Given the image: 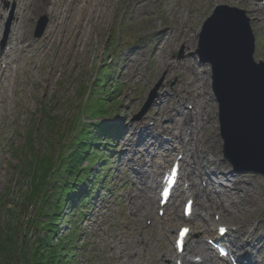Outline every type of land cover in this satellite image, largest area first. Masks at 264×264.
I'll return each mask as SVG.
<instances>
[{
	"label": "rangeland",
	"instance_id": "rangeland-1",
	"mask_svg": "<svg viewBox=\"0 0 264 264\" xmlns=\"http://www.w3.org/2000/svg\"><path fill=\"white\" fill-rule=\"evenodd\" d=\"M67 1L69 2V0ZM181 1L184 3L185 10H188L192 4L195 8H202L207 2V0H196L195 3L192 0ZM0 2L5 16L3 20L0 19L1 25L6 28V24L13 14V26L16 13L15 5L8 0H0ZM114 2L107 15H102V17L97 14L94 15V20H90L89 27L87 30H83L80 36L75 34V27L73 28L71 23L69 26L67 24L69 14H62L61 33L51 46L46 39L48 26L41 38L37 39L35 37L39 19L43 16H48L49 19V14H47V11L41 10L40 7L31 9L29 21H26L29 32H26L25 37L27 40H35V43L38 44L36 50L30 53V61L34 64H31L29 68H24L22 64H18L17 74H14L12 70L9 71L10 75H13L11 85L5 90L2 87L0 88V235L2 236L0 239L3 243L8 238L7 232L10 225H14L15 222L17 228L15 229L14 226L13 232L17 240H21L25 231V218L31 212L27 213V209H25V185H28L25 178V170L28 168L27 161L29 159L36 160L37 155L44 156L46 150L50 151L51 154L47 158L51 159L53 157L52 160H56L61 151V141H69L70 136L65 130L72 125L73 119L81 120L85 125L95 123L87 115L88 108L85 107L86 110L84 111L89 89L93 86L94 91L99 89L104 92V90H111L112 87L121 84L122 89L118 94L119 105L110 107V115L98 120L103 125H117L123 130L122 139H124L118 143H116L117 140L115 141L117 146L112 150V158L109 161L111 169L104 175V185L108 186L109 189L103 188L101 185V190L94 193L89 207L87 205L84 208L85 212L81 219L80 216L76 218L72 212L74 205L69 204L68 208H65L61 213L59 224V233L63 236L77 231L78 240L74 253V264H115L117 262L116 258L104 246L105 237L112 233L118 234L124 224L127 225L128 222L133 221L130 219L127 195L133 190V183L130 178L134 177V172L129 169V157L125 153L128 149L125 147L126 137H130V134H128L129 125L144 120L149 125L154 122L161 124L162 121L161 125L163 127H167V125L175 127L176 123L169 124L168 116L171 114L173 119H180L181 117L177 114V111H170L167 106L166 112L159 114V98L167 96L165 91H169L170 95L175 92L173 89L176 88L174 86L178 78L179 80L183 79L184 82L186 80L190 82L191 79H189L188 74L186 75V70L177 67V63L189 57L196 63L199 72L205 73L204 71H208L209 77L208 75L202 77L198 84L201 90L206 93L211 91L209 67L198 62L197 57L194 56L198 44L195 34L199 32L201 21H204L214 7L218 5L227 4L245 10L237 2L216 1L214 5L205 10L197 26H188L189 24L179 26V15H176L174 19L169 11L175 0H162L159 5H157L156 0H153L150 5L143 8L144 11L139 13L134 12L132 9H124V6L127 5L125 2H130V0H121L122 3L120 5L118 3L117 7H115ZM120 6L122 8H119ZM96 18H101V23H97ZM103 18H105V23L102 20ZM251 24L257 39L256 59L264 61V26H257L254 19ZM80 26L77 27L82 29ZM180 27L184 31L190 30V36L186 40L189 43L191 42L192 45L186 49L183 46L176 45L178 40L170 39L168 45L175 47L176 50L168 49L165 58L174 63L175 66L164 68L161 63L162 60L156 52V46L161 35L156 34L155 30L159 28L174 30ZM4 32L5 30L0 34V48L2 51L6 49V44L3 45ZM139 46H143L146 52L145 60L138 64L139 67L129 66V56ZM108 66L112 69L111 75L106 79L108 83L105 82L107 85L103 84L99 88L94 84L95 78L98 74H103L104 68ZM136 68H138V71ZM159 72L161 73L159 74ZM169 73L170 76L166 77ZM167 79L170 80L169 84ZM156 88H158L157 98L152 102L144 117L137 120L136 117L146 106L150 94ZM98 96L96 94L94 100L99 98ZM171 99L176 102L179 100V96H174ZM188 105L186 102L185 109L187 110ZM210 110L215 117L214 130L217 131L216 136L221 148L223 140L219 128H216V125L219 126V124L218 106L215 100H212ZM126 128L128 129L126 130ZM161 130L162 128L159 129V132ZM174 133H177V129L174 130ZM41 137L45 138L43 142L40 140ZM114 140L115 138L112 136L110 143L114 144ZM134 143L133 147L135 149L141 148L146 155L145 157L150 160L151 157L146 152V149H150V146L140 145L142 143L141 138H136ZM165 148L156 151L151 148L154 157L160 159L161 163L164 162L165 158L163 157L167 154L164 152ZM99 149L101 148L99 147ZM219 151L221 153L220 159L224 161L223 147ZM178 154L176 152L171 159H175ZM211 157L212 153L207 150L204 161L203 159L201 161L202 165L207 163ZM226 163V165L223 164L224 169H234L231 168L229 162ZM83 166L85 168L88 166V160L84 161ZM238 173L243 174L247 182L254 181L257 190L264 189L263 176L247 172ZM126 174L128 177H126ZM160 174L159 171L156 176L158 180ZM55 179L52 172L47 188L46 186L43 188L51 192ZM103 182L101 181L100 184ZM201 182L199 178L198 184L203 187ZM82 186L84 191L87 190L84 189L85 184H82ZM184 198H180L179 202L181 212ZM196 210L198 211V207H196ZM16 214L17 218H15ZM215 214L218 213H212L213 219ZM232 222L236 221L232 220V217H228L225 224L231 226ZM146 223L149 225L148 219ZM97 224H101V226L98 227ZM235 224L239 225L238 222ZM179 226H177L176 231ZM153 232L156 233V230ZM155 233L151 236H156ZM207 235H203L202 242L204 244H206ZM173 240L174 235L171 237V246ZM164 243V240L159 244L156 242L155 248H160ZM4 257V264H18L16 251L7 255L4 253ZM161 264L175 263L164 260Z\"/></svg>",
	"mask_w": 264,
	"mask_h": 264
},
{
	"label": "bare ground",
	"instance_id": "bare-ground-1",
	"mask_svg": "<svg viewBox=\"0 0 264 264\" xmlns=\"http://www.w3.org/2000/svg\"><path fill=\"white\" fill-rule=\"evenodd\" d=\"M11 1L16 2L18 9L16 12V24L10 33L7 51L0 54V64L6 66L4 70L0 69V88L2 87L4 90L12 82L13 75L11 76L9 71L12 70L14 74H17L19 70L18 64H22L24 68H29L31 64H34L30 61V53L36 50V46L26 45L27 41L24 36L27 30V26L24 25L29 19V11L33 7H40L41 10L48 13L51 11L53 20L46 36L50 46L58 38L62 28V19L59 10L56 8L58 5L53 4L51 0ZM55 1L56 3L58 2V0ZM114 1L72 0L68 3L67 0H62L61 4L62 8L68 6L71 11L72 9L75 11L70 23L73 28L75 27V34L80 36L82 31L87 30L89 27L90 20H94L92 18L93 15L97 13L100 14V17L107 15ZM132 1V9L134 11L138 13L144 11L143 8L146 7L147 0ZM214 1L216 0H207L205 7ZM238 1L248 11L250 19L255 18L259 24L264 25V0ZM169 11L170 15L174 16V19L176 15H179V25L190 22L192 10L186 13L182 2L178 4L175 0ZM200 16H202V13ZM104 19L102 20L104 21ZM96 20L97 23H101V18H96ZM197 22V20H194L193 24ZM79 25H81L82 29L77 27ZM181 31L180 28H175L174 30L159 28L155 30L156 34L161 35L160 41L156 46V52L162 60L161 63L164 68L175 66L174 63L165 58L168 49L176 50L175 47L168 45L170 39L178 40V46H183L186 49L192 45L191 42L189 43L186 40L190 36L189 31L180 33ZM131 54L133 55L129 57L128 65L139 67L140 65L138 64L145 60L144 50L137 47V50H134ZM14 65H16L15 68H13ZM176 66L185 69L191 80L185 83L181 79H177L174 87L183 95L177 103H174L170 98V94L167 93V97L161 99L159 114L166 111V105L176 111V105L179 109L184 108L187 101H190L194 108L192 111L185 110L182 112L180 114L181 119L176 121L175 127L166 130L167 133L171 134L169 136H172V140L170 147L164 151L167 156L163 163L156 157L147 160L141 148L133 149L135 139L138 137L142 140V146L161 147L162 141L158 139L155 140V143L149 145L152 139L165 135L155 130L159 129V126L152 130L143 120L131 124L130 127L128 126L130 137H126L125 147L128 149L125 153L129 157L128 166L130 171L134 172V177L130 178L133 183V190L127 195V200L129 202L130 219L133 221L128 222L127 225L124 224L118 234L106 235L104 246L116 258L117 262L115 264H161L164 260H173L174 258L182 260L184 264H227L224 261L220 263L210 248L203 244L201 238L203 234L214 235L213 227L219 223L212 219L211 214L212 212H221V221L232 217V220H235L240 225L239 228L230 229L231 233L236 234H231L230 241L242 253L239 258L240 264H264V189L257 190L253 183L254 181L247 182L243 174L226 171L219 159L216 157L212 159L214 156L202 165L201 161L205 159L204 155L207 148L215 156L220 154L209 101L198 84L202 80L201 78L206 76V72L200 73L196 64L189 57L177 63ZM136 69L138 71V68ZM29 71L31 72V70ZM167 76H170V73ZM167 82L169 84L170 80L167 79ZM175 128L177 133H174ZM163 145L166 146L167 144L164 143ZM176 151L182 154L184 166L188 167L184 178L187 179L190 185L187 189L179 191L175 200L167 206L165 215L159 217L156 213L159 207L156 196L157 189L161 183L156 176L159 174L160 169L162 171L166 167L167 162L174 156ZM149 152L148 150L147 154L153 156ZM126 177H128L127 174ZM201 177L207 182L204 188L198 184V178ZM188 194L195 197L196 205L200 208V212H196L194 219L191 220L193 231L189 234V237H191V234H197L200 237L195 236L189 242L190 244L184 251L185 253L178 254L175 250L176 248L173 249L170 245V241L173 234L176 233L177 226L187 223L183 214L179 211V201L180 198ZM258 218L261 219L257 220ZM147 219L153 221L150 228L147 226ZM245 222L246 224L247 222L249 223V230L246 228ZM187 224L189 225V223ZM224 225H218L217 227ZM97 226L99 227L101 224H97ZM154 230H156V233L153 232ZM153 233L156 236H151ZM216 236L217 234H215L214 238ZM162 240L165 243L160 248H155V243L159 244Z\"/></svg>",
	"mask_w": 264,
	"mask_h": 264
},
{
	"label": "trees",
	"instance_id": "trees-1",
	"mask_svg": "<svg viewBox=\"0 0 264 264\" xmlns=\"http://www.w3.org/2000/svg\"><path fill=\"white\" fill-rule=\"evenodd\" d=\"M104 92L107 94L106 96L101 95L93 102L95 106L92 117L106 115L110 111L107 110L105 103L107 98L103 97L110 98L113 93L105 90ZM109 101L116 105L120 103L117 94ZM50 119L53 120L52 117ZM65 131L71 138L68 142L61 141V151L56 160L53 161V157L48 159V155L51 154L46 150L44 156L37 155L36 160L29 159L27 161L28 168L25 170V178L28 185H25V209H27V213L31 212L25 218V231L21 240H17L13 232L14 226L15 229L17 228L16 222L14 225H10L6 242L3 243L0 239V264H4V253L7 255L13 251H16L18 264H73V242L70 241H74L75 236L68 237L64 242L56 238L59 213L64 200L71 193V181L68 182L66 178L73 180L74 177L79 176L83 158L93 161L85 152L88 151L90 143L95 141L97 136L91 128L83 126L78 119H74L73 124ZM44 139L41 137V142ZM52 172L54 177L62 183V186L56 187V192L53 194L43 188L44 186L47 188ZM15 218H17V214ZM0 237L2 236L0 235Z\"/></svg>",
	"mask_w": 264,
	"mask_h": 264
},
{
	"label": "water",
	"instance_id": "water-1",
	"mask_svg": "<svg viewBox=\"0 0 264 264\" xmlns=\"http://www.w3.org/2000/svg\"><path fill=\"white\" fill-rule=\"evenodd\" d=\"M213 47L205 52L216 59V91L222 99L227 140L236 144L239 154L261 164L264 172V70L248 65L243 45Z\"/></svg>",
	"mask_w": 264,
	"mask_h": 264
},
{
	"label": "snow or ice",
	"instance_id": "snow-or-ice-1",
	"mask_svg": "<svg viewBox=\"0 0 264 264\" xmlns=\"http://www.w3.org/2000/svg\"><path fill=\"white\" fill-rule=\"evenodd\" d=\"M188 230L184 229L183 232L186 233ZM221 231H227L226 229H221ZM182 243V242H181Z\"/></svg>",
	"mask_w": 264,
	"mask_h": 264
}]
</instances>
